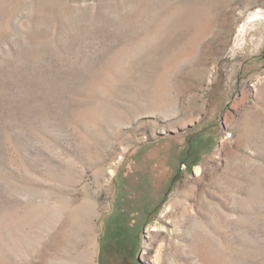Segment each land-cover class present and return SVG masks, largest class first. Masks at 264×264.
<instances>
[{"label": "rangeland", "instance_id": "rangeland-1", "mask_svg": "<svg viewBox=\"0 0 264 264\" xmlns=\"http://www.w3.org/2000/svg\"><path fill=\"white\" fill-rule=\"evenodd\" d=\"M0 264H264V0H0Z\"/></svg>", "mask_w": 264, "mask_h": 264}, {"label": "bare ground", "instance_id": "bare-ground-1", "mask_svg": "<svg viewBox=\"0 0 264 264\" xmlns=\"http://www.w3.org/2000/svg\"><path fill=\"white\" fill-rule=\"evenodd\" d=\"M262 17V15H260L259 13H255L252 17H251V21H254L255 19H260ZM244 29V28H243ZM243 34V33H241ZM161 227V226H160ZM157 262H158V258H156Z\"/></svg>", "mask_w": 264, "mask_h": 264}]
</instances>
